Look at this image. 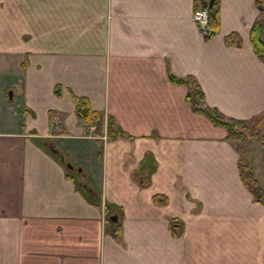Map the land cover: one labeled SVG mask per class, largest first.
<instances>
[{
	"label": "crops",
	"instance_id": "obj_1",
	"mask_svg": "<svg viewBox=\"0 0 264 264\" xmlns=\"http://www.w3.org/2000/svg\"><path fill=\"white\" fill-rule=\"evenodd\" d=\"M217 11L204 37L193 0H0V264H264V205L240 180L235 142L169 79L192 76L225 117L264 111L255 2ZM71 94L126 135L93 134Z\"/></svg>",
	"mask_w": 264,
	"mask_h": 264
},
{
	"label": "trees",
	"instance_id": "obj_2",
	"mask_svg": "<svg viewBox=\"0 0 264 264\" xmlns=\"http://www.w3.org/2000/svg\"><path fill=\"white\" fill-rule=\"evenodd\" d=\"M257 7V14L252 21L249 28V41L251 43L253 52L264 62V40L261 36V31L264 25V0H254ZM218 0H193V11L199 8H206V34L204 37L211 36L215 33L218 26ZM226 44L239 45L240 37L235 32L227 33L224 38ZM169 79L173 82L185 85L184 98L190 105L193 111L202 113L214 125L221 126L224 129L225 139L234 141L238 152L237 168L241 182L249 190L252 199L264 205V186L260 183L256 175L251 169L250 165V147L249 142L251 139L260 136V145L262 152L261 159L264 161V111L252 118L251 123L248 121L235 119L232 117H225L221 115L214 107L205 105L203 102V93L196 82L190 76L175 77L169 75ZM54 92L58 93V87L54 88ZM74 104V110L77 118L88 128L93 125V134H100L104 132L105 137H114L126 135L121 129L114 127L110 117L103 114L101 111L91 109L88 101L83 96L71 94ZM37 143L49 152L64 168L65 173L73 179L77 188H79L88 198L89 201L98 204L100 202L99 195L94 189H91L78 180V173L74 171V167H66L62 159L60 151H51L48 148L47 141L40 138ZM156 199V196H154ZM109 204L104 203V209L107 211ZM107 219L108 229L113 234H118L120 223L118 220Z\"/></svg>",
	"mask_w": 264,
	"mask_h": 264
},
{
	"label": "rangeland",
	"instance_id": "obj_3",
	"mask_svg": "<svg viewBox=\"0 0 264 264\" xmlns=\"http://www.w3.org/2000/svg\"><path fill=\"white\" fill-rule=\"evenodd\" d=\"M194 12V11H193ZM252 119L248 121V123H251ZM250 147V165L251 169L255 171L256 176L259 175V170L264 169V161L261 159L260 154L263 151L262 147L260 145V136L253 138L249 142Z\"/></svg>",
	"mask_w": 264,
	"mask_h": 264
},
{
	"label": "built area",
	"instance_id": "obj_4",
	"mask_svg": "<svg viewBox=\"0 0 264 264\" xmlns=\"http://www.w3.org/2000/svg\"><path fill=\"white\" fill-rule=\"evenodd\" d=\"M206 15H207V10L206 8H199L197 10H195L192 14V17L195 19V21L198 24L199 29L201 30V32H203V34H206ZM93 125L89 126V129H93ZM100 136L104 137V133L101 134Z\"/></svg>",
	"mask_w": 264,
	"mask_h": 264
},
{
	"label": "water",
	"instance_id": "obj_5",
	"mask_svg": "<svg viewBox=\"0 0 264 264\" xmlns=\"http://www.w3.org/2000/svg\"><path fill=\"white\" fill-rule=\"evenodd\" d=\"M48 146L50 147L51 151H57L56 148L53 147L51 144H49ZM65 165L68 168H71L72 167V165L69 162H65ZM77 169H79V168L77 167ZM111 217L113 218V216H111Z\"/></svg>",
	"mask_w": 264,
	"mask_h": 264
}]
</instances>
